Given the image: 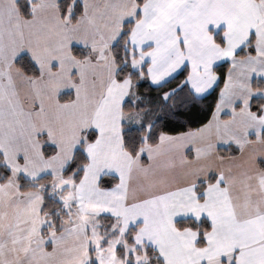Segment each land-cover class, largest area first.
<instances>
[{
  "label": "crops",
  "instance_id": "obj_1",
  "mask_svg": "<svg viewBox=\"0 0 264 264\" xmlns=\"http://www.w3.org/2000/svg\"><path fill=\"white\" fill-rule=\"evenodd\" d=\"M28 1L32 3L31 16L24 18L16 0H0V155L3 164L18 173L14 178L11 172L8 180L0 183V264H89L91 252H95L88 233L93 223L100 236L98 246H106L101 245V216L111 218V229L122 232L125 261L134 256L126 247H133L137 255H146L145 248L150 247L162 264H264V144L218 145L216 153L221 157H237L249 145L258 152L256 155L253 149L254 160L247 170L227 169L220 178L211 175L213 181L201 189L196 182L182 187L186 185L183 180L194 178L189 144H157L158 140L144 157L140 153L148 144L136 156L124 150L123 113L133 111L123 112L122 106L130 84L126 86L127 79H115L111 54L123 25L132 23L127 48L135 52V58L147 56L140 66L151 86H160L185 69L183 83L201 98L217 82L214 67L227 62L218 102L228 73L236 66L248 68V72L255 68L249 74L260 77L264 90V64L260 61L264 56V0H145L141 7L136 0H79L82 14L75 23L61 18L59 0ZM213 15L219 23L208 29L207 17ZM222 15L228 25L222 23ZM227 29H231L229 35L241 40L233 53L219 57ZM200 35H209L213 47L201 45ZM215 35L222 45L215 42ZM250 38L252 52L236 55ZM72 47L86 55L75 57ZM22 54H27L39 71L37 77H29V99L34 103L27 107L17 103L18 90L6 72ZM203 62L210 66L208 79L199 71L205 68ZM211 82L209 89L201 87ZM255 82H250L251 89ZM66 93H71L72 99L60 102L59 96ZM253 97L263 98L258 114L250 110ZM100 98L102 102L96 103ZM218 102L211 115L215 112L216 120ZM248 109L256 118H263L264 97H250ZM14 119V136L19 123L21 130L28 126L23 144H14L4 133L6 123ZM88 131L96 134L94 140L82 139ZM261 133L259 141L264 142ZM45 142L55 149L48 157L42 152ZM81 143L87 163L75 183L72 175L64 177L62 172ZM219 149L226 150L225 154ZM158 173L164 180L169 177L181 183L177 189L170 188L168 205L159 206L161 188L175 183H159L155 198L142 206L129 205V185L134 196L142 195V182H148L149 176L160 179ZM19 175L36 188L21 191ZM45 176L51 177L49 182L36 184ZM103 176H113L117 182L101 188L98 184ZM44 189L69 208L64 229L45 236L41 216ZM148 193L145 189L144 194ZM186 219L209 224V230L201 232L203 246L197 245L198 230L175 226ZM129 229H134L131 245L124 239ZM81 240L83 253L67 246Z\"/></svg>",
  "mask_w": 264,
  "mask_h": 264
},
{
  "label": "trees",
  "instance_id": "obj_2",
  "mask_svg": "<svg viewBox=\"0 0 264 264\" xmlns=\"http://www.w3.org/2000/svg\"><path fill=\"white\" fill-rule=\"evenodd\" d=\"M144 0H136L138 7H141ZM16 7L20 15L24 18H30L31 5L28 0H16ZM58 10L61 18L67 20L69 23H75L82 14V5L79 0H59ZM132 23L124 24L122 27V34L117 42L111 46V54L114 58L117 71L115 79L122 81L129 77L131 83L134 84L133 88H130V93L122 106L123 112L139 111L149 108L143 113L141 124L138 127H133L130 124H122V144L125 151L131 156H136L140 148L147 143L148 145H155L158 141V137L161 133L178 134L186 131L196 130L206 124L216 105L219 98V91L223 86L226 72L229 68L227 62H223L214 67V72L218 77L215 86L212 90L201 98H196L189 90L188 86L183 83L186 77V70L183 69L175 77L171 78L166 83L160 86H151L146 77L144 68H142L143 75L140 76L137 72H133L127 62V46L128 35ZM215 42L222 45L221 38L217 35L214 37ZM253 38H250L247 45L241 48L236 55L243 56L247 53H251L253 49ZM72 54L75 57L83 58L86 53L81 51L77 47H72ZM14 65L24 75L28 77H37L39 75L38 68L27 54L20 55L15 61ZM254 85V83H252ZM173 91L167 100H164V94ZM134 92V94H133ZM73 95L71 93L62 94L58 100L60 102H66L71 100ZM139 97L135 103L133 100ZM263 104L262 97H253L250 100V110L253 113H260ZM96 137L93 131L86 133V141H92ZM44 139V138H42ZM261 139L264 140V131L261 133ZM42 152L45 157L52 155L55 149L47 144L43 143ZM219 153L225 154L226 150H218ZM145 162V160H143ZM87 163V158L83 151V144L81 143L73 153L70 161L64 168L62 176H73V180L77 183L83 174V167ZM11 175L10 169L2 163V157L0 155V183H4ZM50 176H45L36 181V184H44L49 182ZM19 189L21 191L35 189V185L26 180L23 176H18ZM212 178L208 182H212ZM117 179L113 176H103L99 181V187L108 188L114 185ZM203 184H199L198 188L201 189ZM42 234L49 235L51 233H58L62 230L64 224V218L68 216L69 209L65 207L61 202L55 200L49 195L47 189L42 191ZM100 229L102 235L108 232L113 224V220L109 217L101 216L99 218ZM178 229L190 228L198 230L200 232L197 245L203 246L204 240L201 234L202 231L209 230V224L205 220L196 222L192 219L180 220L175 223ZM133 232L134 229H129L124 239L127 245L133 244ZM104 236V235H103ZM106 236L102 241V245L106 244ZM146 256H148V262L145 264H162V261L157 257V254L150 248H145ZM116 254L125 258L124 247L118 246ZM91 256V254H90ZM126 264H133L132 257L129 256ZM94 264V263H90Z\"/></svg>",
  "mask_w": 264,
  "mask_h": 264
},
{
  "label": "rangeland",
  "instance_id": "obj_3",
  "mask_svg": "<svg viewBox=\"0 0 264 264\" xmlns=\"http://www.w3.org/2000/svg\"><path fill=\"white\" fill-rule=\"evenodd\" d=\"M148 7H150V5H148ZM224 16L225 15H222L221 17L222 23L228 25L229 22L224 18ZM207 18H208L207 22H209L208 29L212 28V25L219 23V20L215 18L214 15L212 17H207ZM201 19L202 17L199 18V22ZM131 27L129 30L132 29ZM229 31H231V29H227L223 33L224 38L222 39L225 43V47L219 53V57L227 56L233 53V51H235L236 49V45H239L238 41L241 40V38H234V36L229 35L230 34ZM198 38L201 39V43H202L201 45H206V47H208L207 45H210L211 47H213L211 43V37L209 35L206 37L205 35H200V37ZM128 39H129V35H128ZM134 55L135 52L127 48V57H128L127 62H129L131 70L135 73L137 72L138 75L142 76L143 72L140 64L143 65V61L147 56L138 55L135 58ZM260 61L262 62V64H264V56H260ZM203 65L205 67L204 70H199V71L200 72L204 71L208 75L206 78L208 79V77L211 76L212 74L209 68L210 66L208 65L209 66L208 67L204 62ZM230 66H231V62H230ZM247 69L248 68H244L242 66L239 67L236 66L234 69L229 71L225 87L224 89H222L223 95H221V98L219 99L217 106V110L219 111L217 112L218 121L216 120V114L214 112L213 116L209 119V121L196 130H193L191 132H182L178 134L161 133L159 135V139H158L159 142L157 144H189L188 146L190 147L193 153L194 158L192 161V165L194 166V178H192L190 182L183 180L184 184L186 185L182 187L184 188L189 187V185L194 182H196L197 184L207 185V181L211 178V175H215L216 177L220 178L221 176L226 175L227 169H233V171L237 170V172L247 170L248 167L251 165L252 161L254 160V157L252 156L253 149L255 150L256 155L258 152V150L255 149L256 148L255 146L252 147V145H249V147L243 148L241 150L240 155L237 157H231V156L221 157L216 153L218 145L220 146V144H264V142L259 141L261 128H264V116L263 118H259V117L256 118L255 115L251 114L248 109V100L250 97L255 95L264 97V90L262 88L263 85L261 86L262 80L260 79L259 76L252 75L254 73H251L250 76L249 72L254 71L255 68H252L251 70H249V72ZM6 72L8 79L14 82L18 90V96H16L17 103L24 107L32 105L34 101L29 99L31 94L29 89L30 87L29 77L24 75L15 66L6 70ZM240 72L241 74H239ZM246 72L248 73L246 74V76H244L243 74H245ZM125 79H127L126 86L128 83L130 84V88L131 87L133 88L134 84L130 82L129 77L126 76ZM253 79H255L256 81L255 89L250 88V82ZM211 85L212 82L208 85H202L201 87L202 88L207 87V89H209ZM192 87L194 88V86ZM172 92L173 91H170L164 94L163 96L164 100H167L169 96L172 94ZM137 100H139V97H136V99L133 100V103H135ZM101 102H102V98H100L99 101H97L96 103H101ZM148 109L149 108L146 106V108L143 110L133 111L128 114L123 113V122L130 124L131 126H138L141 122L143 113H145ZM20 125L21 124L19 123L15 136H14V131L17 127L16 119H14L10 123H6L5 127L3 128L5 135L11 138L14 144H23L24 138L26 137L28 132V126H26V128L21 130ZM85 136L86 134L82 135L83 140ZM59 144H65V143L59 142ZM144 144L146 145L147 143ZM149 146L151 148L153 147L151 145L145 146V149L141 150L140 153L141 157H144L149 154V150H150ZM226 148L228 147L224 146V149ZM248 149L250 150L247 151ZM2 163L4 162L2 161ZM149 164L150 166H152L151 163ZM177 166H179V164ZM10 171L13 173V177L16 178V176L18 175L16 170L12 171L10 169ZM156 176H160V179H158V177L154 178L149 176L147 178L148 182L146 181L142 182L140 186V191H142V195H139L137 193V195L134 196L135 194L131 193V184L129 185V194H128L129 205L137 204V206H142L147 201L155 198V193H156L155 187L159 183H175L174 186L169 187L167 189L161 188V191L163 193L160 194L159 206L164 207L168 205V201H169L168 194L170 192V188L177 189V184H181V183L174 182L169 177H167V180H164L162 173H158ZM145 189L149 190V193L147 195L144 194ZM67 218L68 216L64 218V221ZM94 226L95 224L93 223V227L88 228V233H90V243L92 244V247L95 250V252H91L92 258L90 257L89 264L91 262L94 264H126L128 260L127 261L122 260L121 257L115 253L116 251L115 249H117L118 246H124L122 232L115 229L114 230L110 229L108 232H105L103 235L106 236L107 238L106 240L107 244H105L106 245L105 246L102 245L101 243V245L105 247L100 248L98 246L100 236L97 234V229L96 227L94 228ZM103 235L102 238L104 239ZM67 246L68 247L72 246L73 248L76 247L77 251H79L80 254L83 253L85 244L83 240H81V242H77L74 245H67ZM126 250H128V254L132 253V256L134 255L132 258L133 264H145L144 262L148 261V258L145 254H141V253H139V255L135 254L133 247L132 248L126 247Z\"/></svg>",
  "mask_w": 264,
  "mask_h": 264
}]
</instances>
